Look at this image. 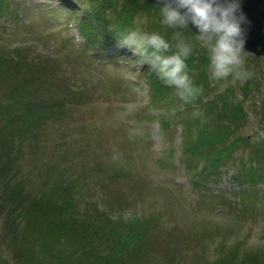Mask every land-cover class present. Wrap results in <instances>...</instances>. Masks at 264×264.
<instances>
[{
	"label": "rangeland",
	"instance_id": "obj_1",
	"mask_svg": "<svg viewBox=\"0 0 264 264\" xmlns=\"http://www.w3.org/2000/svg\"><path fill=\"white\" fill-rule=\"evenodd\" d=\"M70 1L79 10L57 0H0V260L58 263L75 241L47 237L51 213L35 209L26 220L27 203H19L74 178L78 216L146 226L134 264H264V57L247 51L246 78L214 79L195 33L164 25L159 6L105 0L109 26L124 21L127 33L160 32L172 45L177 32L193 41L191 75L206 80L205 93L185 101L176 90L165 100L146 77L155 72H143L148 63L129 62L131 48L92 39L101 23L87 9L98 0ZM86 16L89 37L79 25ZM228 88L243 106L233 122L219 116ZM213 100L216 110L203 114ZM192 117L229 129L225 144L234 148L219 164L206 165L205 151H184Z\"/></svg>",
	"mask_w": 264,
	"mask_h": 264
},
{
	"label": "trees",
	"instance_id": "obj_2",
	"mask_svg": "<svg viewBox=\"0 0 264 264\" xmlns=\"http://www.w3.org/2000/svg\"><path fill=\"white\" fill-rule=\"evenodd\" d=\"M65 1L69 2L68 6H74L72 1ZM105 6V0H101L93 2L92 7H90V15L92 18H96L97 21L101 23L99 30H101L100 32H102V34H98V31V33H93L92 39L98 43H106V48L108 50H110L109 47L110 45L114 44V41L115 44H117L116 47L121 48L119 41L122 40L121 37H123V35L127 33V31L125 30L126 25L124 24V21H122L121 25L117 23L118 25H116V27L119 26L118 28H116L115 25L109 26V23L105 20L104 17H102V14L100 13ZM92 12H94V16ZM96 15H98V17H96ZM90 18L86 16L83 17L80 21L81 30L87 37H89V35L94 31L91 29V31L88 30L86 26L87 20ZM95 29H98V27L95 26ZM191 33L194 34L193 31H191ZM115 38L120 39L117 40ZM173 45H175V43H173ZM172 50H175V46H173ZM132 51L133 50L130 49L132 58H130L129 60L139 61L141 59L140 55L133 53ZM195 57L196 54L192 51L190 56L187 58L190 73L193 66L195 65ZM5 61L6 60L4 59L0 60V67L3 66L2 63ZM148 69H150L149 63L146 65L145 71L147 72ZM146 76L150 79L151 82L155 80V82L152 84L156 87L158 92L162 96H164L163 98L165 100L167 99V97H169L171 92L176 91L174 87L164 84L160 77L156 76V73L152 72L150 75ZM247 84L248 83L245 84L246 88ZM200 85H202L203 91L199 96L203 95V92L206 88V80H201ZM163 93L165 94L163 95ZM232 93L233 90L231 88H228L226 91L219 94V103H221V105L222 102L225 103L224 107H222L225 110H227V108L229 107L232 108L231 113H228L231 115L225 114L223 109L222 114H220L219 116H221L220 118H229L233 122L236 118H241V113H243V106L239 104H233ZM199 96L191 100L197 101ZM216 105L217 102L214 100L209 104H206L207 107L205 110H203V114L212 115V112L216 110ZM3 112L4 110L0 113ZM187 119L188 120H186L184 123L185 126L189 127L190 133H188L186 136L184 145L185 152L196 151L198 153H202V151H205L206 165H216L222 162L225 154L229 153V150H233L234 144H231L229 146L227 145L229 143L225 144V140H227L228 138L229 129H223L221 125H219L217 129H211L210 125L208 124V122H211L210 119L206 120V122L204 123H201L199 121L200 119L196 117ZM223 142V147L217 146L218 143ZM72 182H74V178L66 183V185H62L60 187L54 188L53 190H48L47 192L40 193L39 195H37V197L31 198L26 194L24 199L27 202L19 203H27L28 207L24 210L25 219L28 220L27 215L32 210L41 209L42 211H49L51 213V224H53L54 226L52 227V229L50 227V230L47 231V237H55V235H57L59 241L64 242V240L67 239L65 237L68 236V233L73 241H75L77 244L76 247L75 242L74 245L71 244L70 249H68L65 253H77L79 250L78 253H80V255H77L78 257L75 258V261L77 260L76 264H134L132 262V259L142 251L143 246L146 245L145 242L147 243L146 237L148 231L146 229V226H141V224L139 223L140 221H135V223L131 222V224H123L121 217L119 220L120 227L118 229V227H116L114 224H102L101 219H103V217H100L99 213L91 215L89 214V212L85 211V214H83V216H78L79 213H77L76 211L78 210V208L75 207V201L77 199H72L71 197L73 195L70 194L72 191ZM64 192L67 194L63 197ZM43 218L44 215L42 214V220ZM107 225L108 230L105 231L104 228L107 227ZM77 226H79V228ZM141 243H143L144 245L142 244L141 246ZM62 249L63 248L60 247L59 251H62ZM65 253L62 252V257L57 264H61L63 258H65L66 256ZM75 261L72 264H75Z\"/></svg>",
	"mask_w": 264,
	"mask_h": 264
},
{
	"label": "clouds",
	"instance_id": "obj_3",
	"mask_svg": "<svg viewBox=\"0 0 264 264\" xmlns=\"http://www.w3.org/2000/svg\"><path fill=\"white\" fill-rule=\"evenodd\" d=\"M238 0H167L159 7L161 22L173 28L188 27L189 21L198 27L196 41L207 50L208 68L217 80L232 77L244 79L249 75L243 53V15H237ZM181 9H185L184 12ZM189 28V27H188ZM173 45L160 32L131 30L123 35L121 46H128L140 55L141 64L147 62L164 84L174 87L185 101L194 99L202 91L192 77L187 58L193 51V41L175 33Z\"/></svg>",
	"mask_w": 264,
	"mask_h": 264
},
{
	"label": "water",
	"instance_id": "obj_4",
	"mask_svg": "<svg viewBox=\"0 0 264 264\" xmlns=\"http://www.w3.org/2000/svg\"><path fill=\"white\" fill-rule=\"evenodd\" d=\"M147 2L163 6L167 0H147ZM238 2L240 7L237 15H243L241 26L245 40L244 48L255 55L264 56V0H238ZM181 11L184 12L185 9ZM188 27L199 34L200 30L191 21Z\"/></svg>",
	"mask_w": 264,
	"mask_h": 264
},
{
	"label": "flooded vegetation",
	"instance_id": "obj_5",
	"mask_svg": "<svg viewBox=\"0 0 264 264\" xmlns=\"http://www.w3.org/2000/svg\"><path fill=\"white\" fill-rule=\"evenodd\" d=\"M5 264H9V263L5 262Z\"/></svg>",
	"mask_w": 264,
	"mask_h": 264
}]
</instances>
